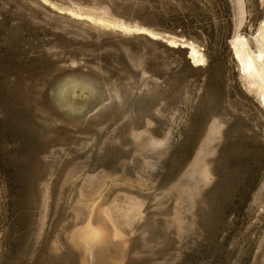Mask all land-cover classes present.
<instances>
[{
  "label": "rangeland",
  "instance_id": "374dc122",
  "mask_svg": "<svg viewBox=\"0 0 264 264\" xmlns=\"http://www.w3.org/2000/svg\"><path fill=\"white\" fill-rule=\"evenodd\" d=\"M263 23L264 0H0V264H264Z\"/></svg>",
  "mask_w": 264,
  "mask_h": 264
},
{
  "label": "bare ground",
  "instance_id": "6f19581e",
  "mask_svg": "<svg viewBox=\"0 0 264 264\" xmlns=\"http://www.w3.org/2000/svg\"><path fill=\"white\" fill-rule=\"evenodd\" d=\"M82 16L83 15H81V17ZM136 29H140V27L139 28H136ZM256 38H257V42L259 43L260 51H261V53L263 55V61H261V63H259L252 70V73H253V76L255 78L256 85L261 90L260 92H261V95L263 96V101H264V23L261 26L260 33H259L258 36H256ZM170 45H172V44H170ZM188 48L190 50V57L193 58V64L194 65L200 64V63H198V61H203L204 60L203 54L195 46H193L192 44H190L188 46Z\"/></svg>",
  "mask_w": 264,
  "mask_h": 264
}]
</instances>
